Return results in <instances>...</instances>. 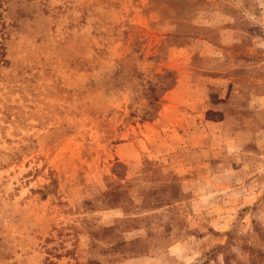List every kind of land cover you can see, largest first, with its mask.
I'll return each instance as SVG.
<instances>
[{"label":"rangeland","instance_id":"1","mask_svg":"<svg viewBox=\"0 0 264 264\" xmlns=\"http://www.w3.org/2000/svg\"><path fill=\"white\" fill-rule=\"evenodd\" d=\"M0 42V264H264V0H6Z\"/></svg>","mask_w":264,"mask_h":264},{"label":"trees","instance_id":"2","mask_svg":"<svg viewBox=\"0 0 264 264\" xmlns=\"http://www.w3.org/2000/svg\"><path fill=\"white\" fill-rule=\"evenodd\" d=\"M6 2V0H0V17H1V11H2V8H3V4ZM3 46L0 42V60H3Z\"/></svg>","mask_w":264,"mask_h":264},{"label":"crops","instance_id":"3","mask_svg":"<svg viewBox=\"0 0 264 264\" xmlns=\"http://www.w3.org/2000/svg\"><path fill=\"white\" fill-rule=\"evenodd\" d=\"M195 103H196V101H195Z\"/></svg>","mask_w":264,"mask_h":264}]
</instances>
